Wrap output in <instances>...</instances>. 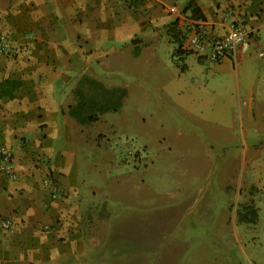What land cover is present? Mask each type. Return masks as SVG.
<instances>
[{
    "label": "crops",
    "instance_id": "crops-1",
    "mask_svg": "<svg viewBox=\"0 0 264 264\" xmlns=\"http://www.w3.org/2000/svg\"><path fill=\"white\" fill-rule=\"evenodd\" d=\"M231 25L247 29L246 43L218 62L187 40L194 31L219 37ZM263 30L264 0H0V80L22 82L12 97H0V145L12 153L14 173L0 167V264H110L111 258V264H126L136 258L131 252L121 260L131 236L111 225L112 213L83 185L78 150L84 154L89 136L67 114L76 82L95 76V63L105 68L103 61L118 51L126 69L163 37L178 70L167 96L199 121L224 126L236 107L232 120L244 140L253 126L264 131V79L254 83L249 55L263 45ZM174 34L183 37V53H175ZM110 42L120 48H103ZM203 67L206 85L200 84ZM3 219L10 230L1 227Z\"/></svg>",
    "mask_w": 264,
    "mask_h": 264
},
{
    "label": "rangeland",
    "instance_id": "rangeland-1",
    "mask_svg": "<svg viewBox=\"0 0 264 264\" xmlns=\"http://www.w3.org/2000/svg\"><path fill=\"white\" fill-rule=\"evenodd\" d=\"M259 36L263 45L249 52L255 84L264 79V30ZM111 44L120 48L111 42L103 48ZM169 49L158 37L126 69L118 51L105 68L94 64L95 76L86 78L124 94L117 110L80 124L89 136L85 155L78 150L83 185L105 203L112 226L135 236L129 237L135 246L121 247L124 262L136 253L126 264H264V131L253 126L243 140L232 120L236 107L225 126L180 109L165 92L178 73ZM188 59L194 69V56ZM205 73L203 67L200 84H207ZM246 204L256 211L254 223L237 217Z\"/></svg>",
    "mask_w": 264,
    "mask_h": 264
},
{
    "label": "trees",
    "instance_id": "trees-1",
    "mask_svg": "<svg viewBox=\"0 0 264 264\" xmlns=\"http://www.w3.org/2000/svg\"><path fill=\"white\" fill-rule=\"evenodd\" d=\"M130 4V3H129ZM171 34H173L171 32ZM178 48L175 53H183L180 49L181 36L176 38ZM81 77L74 89L75 103L67 107V114L79 124H90L98 119V116L107 112L115 111L120 106V98L123 90L119 88H105L101 82L95 79ZM22 84L18 78H4L0 80V97H12L13 91ZM84 84L86 88L79 86ZM94 90V91H93ZM93 91V92H92ZM243 211H238L239 220L254 223L257 217L256 211L250 205H244ZM250 214V215H248Z\"/></svg>",
    "mask_w": 264,
    "mask_h": 264
},
{
    "label": "built area",
    "instance_id": "built-area-1",
    "mask_svg": "<svg viewBox=\"0 0 264 264\" xmlns=\"http://www.w3.org/2000/svg\"><path fill=\"white\" fill-rule=\"evenodd\" d=\"M247 36L248 31L245 27L241 25H231V27L219 37L207 38L203 35V33L194 31L188 36L187 40L190 46L197 52L206 54L208 59L212 62H218L229 54L235 53L239 46L244 45L246 43ZM12 164V153L3 145H0V167L10 177L14 176ZM59 193L58 189L56 190V188H52V197L58 196ZM1 227L6 230H10V220H1Z\"/></svg>",
    "mask_w": 264,
    "mask_h": 264
}]
</instances>
